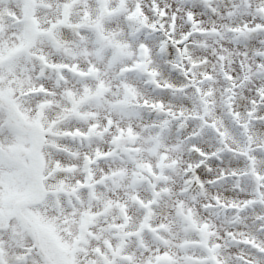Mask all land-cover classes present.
I'll list each match as a JSON object with an SVG mask.
<instances>
[{"label": "snow or ice", "instance_id": "1", "mask_svg": "<svg viewBox=\"0 0 264 264\" xmlns=\"http://www.w3.org/2000/svg\"><path fill=\"white\" fill-rule=\"evenodd\" d=\"M0 264H264V0H0Z\"/></svg>", "mask_w": 264, "mask_h": 264}]
</instances>
